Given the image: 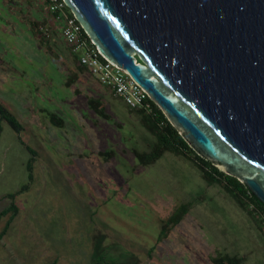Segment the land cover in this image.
Returning <instances> with one entry per match:
<instances>
[{
    "label": "rangeland",
    "instance_id": "rangeland-1",
    "mask_svg": "<svg viewBox=\"0 0 264 264\" xmlns=\"http://www.w3.org/2000/svg\"><path fill=\"white\" fill-rule=\"evenodd\" d=\"M60 27L44 0H0V105L21 126L0 120V264H96L99 236L102 264H264L259 211L205 182L187 151L140 165L134 152L156 142L141 115L165 126L76 66Z\"/></svg>",
    "mask_w": 264,
    "mask_h": 264
},
{
    "label": "water",
    "instance_id": "water-1",
    "mask_svg": "<svg viewBox=\"0 0 264 264\" xmlns=\"http://www.w3.org/2000/svg\"><path fill=\"white\" fill-rule=\"evenodd\" d=\"M61 1L193 153L264 206V0Z\"/></svg>",
    "mask_w": 264,
    "mask_h": 264
},
{
    "label": "trees",
    "instance_id": "trees-1",
    "mask_svg": "<svg viewBox=\"0 0 264 264\" xmlns=\"http://www.w3.org/2000/svg\"><path fill=\"white\" fill-rule=\"evenodd\" d=\"M138 61V60H137ZM80 69H84L83 67L78 65V62L76 64ZM150 102V101H149ZM94 111L102 115V112L100 109H98V103L90 101V103ZM152 109L154 110L155 118L158 121H164L165 127L163 131H158L154 121L151 120L146 115H141L140 117V123L141 125L149 131L151 134L155 136V144L149 150L147 153H137L134 152V156L136 157L137 162L142 165L146 166L149 164H152L157 160L163 152H169L173 155L181 154L183 151H187L192 155V157L197 161L198 164L195 166L199 169L201 172V178L209 183V184H215L220 183L221 179L224 181L223 188L231 193L233 197L236 199V202L243 205L241 203L240 196H242L244 199H246L252 206L259 212L264 213V206L259 203L245 188L244 185L239 183L235 178L229 177L227 175H224L222 172L218 171L215 167H213L209 162L203 160L202 158L198 157L193 153V151L185 144V142L181 139V137L177 134L175 129H173L160 110L152 103L150 102ZM0 120L5 121V123L10 127V129L15 133L18 134V132L21 130L20 124L15 120L14 117H12L1 105H0ZM50 120H53V116L50 115ZM54 122V121H53ZM29 176V175H28ZM26 186V185H25ZM21 187L20 190H24L26 187ZM11 198L12 195H9ZM13 209V207H12ZM11 209V210H12ZM7 210H4L0 213V216L2 214H5ZM187 212V205L182 204L179 205L173 213L168 217L165 223H162V226L160 228V234L157 237L156 241L159 242L163 237L165 230L168 226H173L177 224L180 219L183 217V215ZM1 237V234H0ZM101 239L102 237L99 236L95 240H93L92 243V254L93 256L92 260L96 264H102L104 255L106 254V251L101 248ZM241 261L240 258L236 257H228V256H219L214 259H212V262L214 264H239ZM115 261L109 263L114 264Z\"/></svg>",
    "mask_w": 264,
    "mask_h": 264
},
{
    "label": "built area",
    "instance_id": "built-area-1",
    "mask_svg": "<svg viewBox=\"0 0 264 264\" xmlns=\"http://www.w3.org/2000/svg\"><path fill=\"white\" fill-rule=\"evenodd\" d=\"M47 13L54 22L60 23V38L63 44L75 56L78 64L83 67L109 94L120 100L125 107L132 110H154L147 95L122 70L110 64L99 55L80 25L75 21L61 0H44ZM150 101V102H149ZM160 127L164 121H158ZM261 225L264 226V213L259 212Z\"/></svg>",
    "mask_w": 264,
    "mask_h": 264
}]
</instances>
